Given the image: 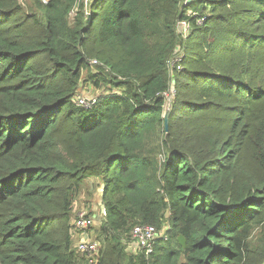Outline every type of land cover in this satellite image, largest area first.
Returning a JSON list of instances; mask_svg holds the SVG:
<instances>
[{"label":"trees","instance_id":"obj_1","mask_svg":"<svg viewBox=\"0 0 264 264\" xmlns=\"http://www.w3.org/2000/svg\"><path fill=\"white\" fill-rule=\"evenodd\" d=\"M0 264H264V0H0Z\"/></svg>","mask_w":264,"mask_h":264},{"label":"built area","instance_id":"obj_2","mask_svg":"<svg viewBox=\"0 0 264 264\" xmlns=\"http://www.w3.org/2000/svg\"><path fill=\"white\" fill-rule=\"evenodd\" d=\"M180 30L183 34H186L188 30V24L184 21L180 23ZM180 57L178 55L172 59L171 65L173 66L179 61ZM178 69L180 66H177ZM165 98V104L171 102V99L174 96V88L173 84L169 88L168 91L163 93ZM94 101V99L90 100ZM78 104H85L88 105L89 101L84 96L78 97ZM100 212L102 215L105 214L104 207L100 208ZM75 230H78L80 234V239L76 242L77 249L85 253L90 258L94 257L97 254L99 249V244L97 241L93 240V238L89 234V229L93 225L94 220L92 216L88 215L86 210H79L76 213L72 221ZM82 234V235H81ZM132 239L134 240V246L139 247L140 249L144 250L146 254L150 253L153 248V243L158 239V232L153 226L145 225V226H135L131 231Z\"/></svg>","mask_w":264,"mask_h":264},{"label":"rangeland","instance_id":"obj_3","mask_svg":"<svg viewBox=\"0 0 264 264\" xmlns=\"http://www.w3.org/2000/svg\"><path fill=\"white\" fill-rule=\"evenodd\" d=\"M82 92H87V90L86 89H84V91H82ZM92 95L90 94V95H84V97L86 98V99H88V98H90ZM94 99V98H93ZM92 100V99H91ZM166 108V107H165ZM95 199H97V195H93V197H92V199L90 198V200H92V201H90L89 200V196L87 195V194H82V197H81V199H79L78 201H77V203L75 204L76 205V207H77V210H76V213L80 210L79 208H80V204L82 205L83 203L85 204L86 203V205H87V209L89 208L90 210L91 209H93V210H96V208L97 207H94V205H96V204H94L95 203ZM86 209V208H85ZM86 209V210H87Z\"/></svg>","mask_w":264,"mask_h":264},{"label":"water","instance_id":"obj_4","mask_svg":"<svg viewBox=\"0 0 264 264\" xmlns=\"http://www.w3.org/2000/svg\"><path fill=\"white\" fill-rule=\"evenodd\" d=\"M188 2H190V0H188ZM169 105H170V103L166 107V109L164 111V114H163V120H164V128H165V130L168 129V117H169V111H170ZM101 207H103V205H101ZM177 241L179 242L180 245H182V246L185 245V240H184V238L181 235H179L177 237Z\"/></svg>","mask_w":264,"mask_h":264},{"label":"crops","instance_id":"obj_5","mask_svg":"<svg viewBox=\"0 0 264 264\" xmlns=\"http://www.w3.org/2000/svg\"><path fill=\"white\" fill-rule=\"evenodd\" d=\"M100 193H99V191H97V190H95L94 192H93V195H97V199H95L96 201H95V203L94 204H96V205H94V207H97L96 208V210H93V209H91V210H93L94 212H95V214H97V212L100 210V208H101V206H100V195H99ZM80 210H86L85 209V207L83 206V205H81L80 204V208H79ZM87 211V210H86ZM82 235V234H81ZM76 237H75V243L80 239V234L79 233H76V235H75ZM133 245V244H132ZM133 247H134V245H133Z\"/></svg>","mask_w":264,"mask_h":264}]
</instances>
